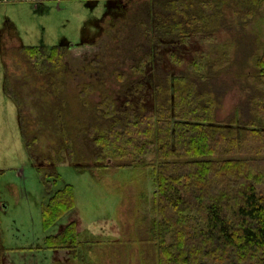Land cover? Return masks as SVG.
Masks as SVG:
<instances>
[{
    "label": "rangeland",
    "instance_id": "rangeland-1",
    "mask_svg": "<svg viewBox=\"0 0 264 264\" xmlns=\"http://www.w3.org/2000/svg\"><path fill=\"white\" fill-rule=\"evenodd\" d=\"M8 1L0 0V264H152L156 154L138 163L100 162V169L90 168V161L86 165L72 161L59 123L62 106L48 93L58 86L46 85L50 74L33 66L22 43L50 49L68 42L63 61L67 89L74 93L82 92L86 84L103 85L119 108L132 103L136 109L154 111L162 75L186 74L199 84L206 76L222 96L217 123L240 128L248 121L245 106L254 97L249 86L264 89V83L254 79L255 56L264 53V1L259 9L245 10L241 6L246 0H224L229 27L212 39L193 38L190 44L154 31L144 37L134 33L144 12L151 14L148 0L50 3L55 9L61 5L62 12L43 9L42 4L37 9L33 0ZM84 42L91 45L78 47ZM147 54L151 60L139 70ZM198 58L206 65L200 74L190 69ZM102 92H91L89 99L101 103ZM88 136L79 134L77 139L89 158L93 139ZM260 153L264 154L262 145L249 141L245 154ZM37 167L52 183L50 191ZM66 185L75 188L76 206L46 231L42 206ZM71 223L79 230L76 246L45 250L46 237Z\"/></svg>",
    "mask_w": 264,
    "mask_h": 264
},
{
    "label": "trees",
    "instance_id": "trees-1",
    "mask_svg": "<svg viewBox=\"0 0 264 264\" xmlns=\"http://www.w3.org/2000/svg\"><path fill=\"white\" fill-rule=\"evenodd\" d=\"M263 1L253 4L246 0L241 7L259 9ZM147 5L151 14L144 12L141 17L145 18L132 28L143 37L154 31L157 36L190 44L193 38L212 39L230 25L224 0H148ZM66 51L68 47L63 46L24 47L33 66L50 74L46 85L58 86L48 93L62 106L59 123L71 160L85 165L90 161V168L100 169V162L138 163L156 154L157 192L151 203L157 216L151 226L156 257L152 264H264V154H245L252 140L264 149V89L249 86L254 97L245 106L248 121L240 128L217 123L222 96L206 76L199 84L186 74L162 75L154 111L136 109L132 103L119 108L103 85L86 84L82 92L74 93L67 89L63 73ZM255 57L254 79L263 84L264 53ZM148 59L151 55L147 54L139 70ZM205 67L203 58L190 65L198 74ZM117 76L126 77L119 72ZM99 89L102 102H92L89 94ZM79 134L93 139L89 158L79 145ZM37 170L50 191L52 183L43 169ZM75 206L72 185L56 191L42 206L43 228L47 231L55 226ZM78 239L77 224L71 223L47 236L44 248L72 249Z\"/></svg>",
    "mask_w": 264,
    "mask_h": 264
},
{
    "label": "crops",
    "instance_id": "crops-1",
    "mask_svg": "<svg viewBox=\"0 0 264 264\" xmlns=\"http://www.w3.org/2000/svg\"><path fill=\"white\" fill-rule=\"evenodd\" d=\"M2 1H6V0H2ZM12 1H13V4H26L27 2H32V0H9L7 3L8 4H10V3H12ZM34 2H36L35 4H37V5H34V7H37V9H39L40 8V4H42V6H43V9H50V10H59V11H61L62 12V10H63V8L61 7V5H57L56 6V9H55V6L53 5H50V3H54V2H57V3H60V2H71V1H73V0H33ZM67 9V8H66ZM102 37V36H101ZM66 44L68 43V42H65ZM88 42H84L83 43V45L82 46H78V47H87V46H90L89 44H87ZM25 44V45H24ZM66 44H64V45H62V46H66ZM22 46H24V47H27V46H29L28 44H26V43H22ZM58 46H60V45H58ZM70 45H68V46H66V47H68V48H70L69 47ZM73 47H75V46H73ZM48 49V48H47ZM50 236V235H49Z\"/></svg>",
    "mask_w": 264,
    "mask_h": 264
}]
</instances>
